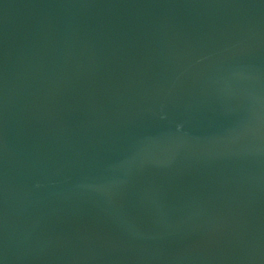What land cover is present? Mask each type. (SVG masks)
Masks as SVG:
<instances>
[{"label": "water", "instance_id": "obj_1", "mask_svg": "<svg viewBox=\"0 0 264 264\" xmlns=\"http://www.w3.org/2000/svg\"><path fill=\"white\" fill-rule=\"evenodd\" d=\"M0 264H264V0H0Z\"/></svg>", "mask_w": 264, "mask_h": 264}]
</instances>
